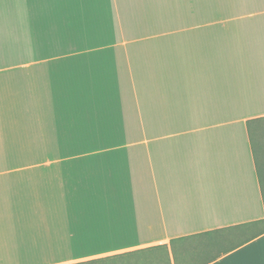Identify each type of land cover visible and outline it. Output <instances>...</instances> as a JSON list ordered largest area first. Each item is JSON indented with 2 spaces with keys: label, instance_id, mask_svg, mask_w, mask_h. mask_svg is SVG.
Masks as SVG:
<instances>
[{
  "label": "crops",
  "instance_id": "crops-1",
  "mask_svg": "<svg viewBox=\"0 0 264 264\" xmlns=\"http://www.w3.org/2000/svg\"><path fill=\"white\" fill-rule=\"evenodd\" d=\"M262 117L264 0H0V264H264Z\"/></svg>",
  "mask_w": 264,
  "mask_h": 264
},
{
  "label": "trees",
  "instance_id": "trees-1",
  "mask_svg": "<svg viewBox=\"0 0 264 264\" xmlns=\"http://www.w3.org/2000/svg\"><path fill=\"white\" fill-rule=\"evenodd\" d=\"M263 121H264V117L250 119L247 122L249 128V134L251 138H252V126H253L252 124H256L258 122H263ZM253 151H255L254 153H255L256 170H257V175L259 178L263 201H264V161H263V157L259 156L256 153L254 146H253ZM247 225H253L249 229L254 230L256 233H261L262 231H264V229L262 228L264 226V219H262L261 221H257L253 224H244L235 228H241L242 226H247ZM221 231H224V229ZM221 231L220 230L207 231L199 234L173 239L172 249L176 255V258L180 255L183 259H185L186 261L189 260L193 264H207L211 262L213 258H207L204 252L207 251V247H208L207 245L210 244L211 240H213L214 234L216 232L219 233ZM154 249L155 250L164 249L168 256V250L166 246L151 247V248L143 249L142 251L150 252L153 251ZM195 260L196 262H194ZM74 264H113V263L111 259L102 258V259H95L86 262L74 263Z\"/></svg>",
  "mask_w": 264,
  "mask_h": 264
},
{
  "label": "rangeland",
  "instance_id": "rangeland-1",
  "mask_svg": "<svg viewBox=\"0 0 264 264\" xmlns=\"http://www.w3.org/2000/svg\"><path fill=\"white\" fill-rule=\"evenodd\" d=\"M256 144H257V146L261 144V142H260L259 139L256 140ZM33 213H35V212H33ZM51 213H53V212H49V214H51ZM48 222H49V224H50V223H51V224H54V219H48ZM262 228L264 229V226H263ZM194 262H196V260H195ZM181 263H182V262H181ZM11 264H19V262H15V263L13 262V263H11ZM191 264H193V263H191Z\"/></svg>",
  "mask_w": 264,
  "mask_h": 264
}]
</instances>
